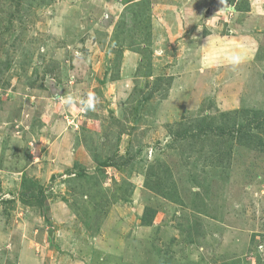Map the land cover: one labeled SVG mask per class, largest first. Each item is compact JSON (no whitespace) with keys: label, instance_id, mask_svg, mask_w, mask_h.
Returning <instances> with one entry per match:
<instances>
[{"label":"rangeland","instance_id":"1","mask_svg":"<svg viewBox=\"0 0 264 264\" xmlns=\"http://www.w3.org/2000/svg\"><path fill=\"white\" fill-rule=\"evenodd\" d=\"M255 112L264 0H0V264H264Z\"/></svg>","mask_w":264,"mask_h":264},{"label":"clouds","instance_id":"2","mask_svg":"<svg viewBox=\"0 0 264 264\" xmlns=\"http://www.w3.org/2000/svg\"><path fill=\"white\" fill-rule=\"evenodd\" d=\"M222 3H224V0H222ZM225 62L232 66L234 69L238 67L241 63L244 62L245 57L235 51H227L223 57ZM74 102L73 97L68 96L65 100L64 103L71 106ZM79 105L81 108L85 111H95V106H96V98L89 93L86 98H82L78 101Z\"/></svg>","mask_w":264,"mask_h":264},{"label":"trees","instance_id":"3","mask_svg":"<svg viewBox=\"0 0 264 264\" xmlns=\"http://www.w3.org/2000/svg\"><path fill=\"white\" fill-rule=\"evenodd\" d=\"M245 114L246 116H248L249 112L248 111H243L242 115ZM253 122L256 123V126L259 130H262V128L264 129V116H261L258 112H255L253 114ZM249 123H252V120H250ZM243 129V127H242Z\"/></svg>","mask_w":264,"mask_h":264}]
</instances>
